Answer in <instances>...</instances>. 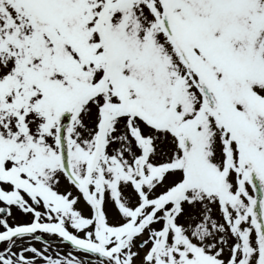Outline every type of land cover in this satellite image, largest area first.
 Listing matches in <instances>:
<instances>
[{
    "label": "snow or ice",
    "instance_id": "1",
    "mask_svg": "<svg viewBox=\"0 0 264 264\" xmlns=\"http://www.w3.org/2000/svg\"><path fill=\"white\" fill-rule=\"evenodd\" d=\"M0 264H264V0H0Z\"/></svg>",
    "mask_w": 264,
    "mask_h": 264
}]
</instances>
